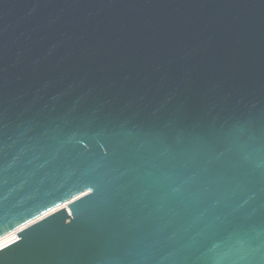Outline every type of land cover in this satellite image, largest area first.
I'll list each match as a JSON object with an SVG mask.
<instances>
[{
    "label": "water",
    "instance_id": "water-1",
    "mask_svg": "<svg viewBox=\"0 0 264 264\" xmlns=\"http://www.w3.org/2000/svg\"><path fill=\"white\" fill-rule=\"evenodd\" d=\"M0 264H264V0H0Z\"/></svg>",
    "mask_w": 264,
    "mask_h": 264
},
{
    "label": "bare ground",
    "instance_id": "bare-ground-1",
    "mask_svg": "<svg viewBox=\"0 0 264 264\" xmlns=\"http://www.w3.org/2000/svg\"><path fill=\"white\" fill-rule=\"evenodd\" d=\"M17 233L16 232H12L2 238H0V248L6 246L7 244L13 242L16 238H17Z\"/></svg>",
    "mask_w": 264,
    "mask_h": 264
},
{
    "label": "snow or ice",
    "instance_id": "snow-or-ice-1",
    "mask_svg": "<svg viewBox=\"0 0 264 264\" xmlns=\"http://www.w3.org/2000/svg\"><path fill=\"white\" fill-rule=\"evenodd\" d=\"M253 264H259V262L256 259H254Z\"/></svg>",
    "mask_w": 264,
    "mask_h": 264
}]
</instances>
